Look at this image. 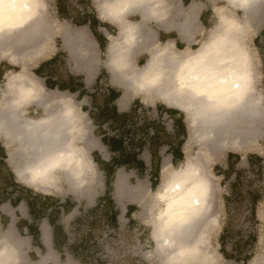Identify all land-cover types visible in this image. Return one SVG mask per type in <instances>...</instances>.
Returning a JSON list of instances; mask_svg holds the SVG:
<instances>
[{
    "label": "bare ground",
    "instance_id": "bare-ground-1",
    "mask_svg": "<svg viewBox=\"0 0 264 264\" xmlns=\"http://www.w3.org/2000/svg\"><path fill=\"white\" fill-rule=\"evenodd\" d=\"M100 1L103 16L121 26L107 59L113 79L127 87L121 100L134 93L157 96L187 113L191 125L187 143L199 147L179 168L171 169L169 161L164 164V183L157 192L156 252L162 264H213L208 236L218 212L209 163L218 151L245 150L264 136V96L257 89L256 62L245 39L246 28L264 13V0H228L244 17L219 8L218 25L209 40L195 50L180 51L172 41L156 44L154 31L146 26V21L162 25L171 21L174 9L168 0ZM48 8L49 0H0V60L24 65L42 58L57 32L76 63L92 65L94 49L85 29L60 28ZM131 12L142 20L130 21ZM185 19L192 23L196 13L188 12ZM144 50L150 52L148 61L134 65L133 55ZM5 86L8 101L0 106V135L10 134L18 142L21 180L49 190L62 173L80 190L93 167L88 154L70 138L76 128L71 107L47 104L45 116L29 118L24 105L49 102L55 93L45 91L24 71L10 74ZM119 184L124 186L121 177ZM12 248L13 242L0 240V264L13 263Z\"/></svg>",
    "mask_w": 264,
    "mask_h": 264
},
{
    "label": "crops",
    "instance_id": "crops-1",
    "mask_svg": "<svg viewBox=\"0 0 264 264\" xmlns=\"http://www.w3.org/2000/svg\"><path fill=\"white\" fill-rule=\"evenodd\" d=\"M224 1L226 0H168V4L174 9L171 21L165 25L146 21V26L154 31L156 44L164 45L172 41L173 48L178 51L195 50L197 48L194 47L217 27L218 10L223 7ZM101 2L57 0L59 19L71 22L74 28L85 29L94 49L92 65H87L84 70L63 66L62 55L59 52H55L48 59L37 58V64L30 68L27 74L37 80L45 91L55 93L57 97L41 104L27 103L23 109L27 117L36 119L47 114V104L70 106L76 120V128L72 130L70 138L78 150L87 153L92 159L91 166L95 164L104 174L108 191L106 190L105 196L98 200L97 212L96 209L91 210L93 217L89 218V215L85 214L69 222L72 215L81 211L82 206L78 200L73 194L59 196L45 193L30 186L28 181L21 180L17 174L18 170L15 169L17 157L12 150L14 143L18 145V142L11 139L10 134L7 138L3 134L0 135V240L13 242L12 264H101L89 255V242L93 234L105 229L106 226L117 227L122 216L127 218L130 224H137L135 215L139 211L138 206L128 205L123 212L114 196V188L111 189L119 170L135 171L139 178H144L148 164L143 154L147 150L153 175L150 177L151 188L156 189L160 183L162 164L169 161V166L179 168L187 158L184 146L189 137V126L180 109L162 102L154 108L157 120L144 117L143 122L138 124V113L143 108L141 100L132 99V96L129 100H121L126 90L121 88L123 84L113 79L107 63L109 46L113 38L119 37L121 26L110 16H103ZM190 11L196 13V19L192 23L185 19ZM262 15L260 27L256 28L257 32L254 34V41H259L264 36V13ZM127 17L134 22L142 20L135 12L129 13ZM185 26L187 29H184ZM61 37L64 45L61 51H70L62 34ZM149 53L145 50L135 52L133 64L143 66L148 61ZM18 66L19 64H13L7 58L0 60V89L3 86L6 89L7 75L24 71L15 68ZM136 104L138 111L134 113L133 108ZM75 106H78L82 114H87L93 129L91 136L97 137L99 142L89 140L91 136L87 133L86 122L77 113ZM148 120L156 121L155 125H149L156 131L153 142L155 144L151 148L146 142L140 145L137 142L132 144L133 151L145 163L144 169L143 166L137 165L128 169L126 165L114 163V158L120 157L121 152H127L128 148L125 143L123 147H118L117 151L112 149L111 136L117 132L125 136L132 135L138 140L139 138L148 140L149 128L142 126ZM166 120L171 122V129L164 126ZM152 133L154 132L151 130L150 135ZM81 141L84 142L83 146L80 145ZM92 148L94 149L89 153ZM102 152L111 154V158L106 160ZM242 160L243 157L237 164ZM247 162L250 169L248 159ZM236 168L238 170L237 165ZM91 173L93 174L92 171ZM91 181L92 175L80 190L75 183L67 182L73 191L79 193L86 190ZM59 185L60 179L57 187ZM125 185L124 183L123 187ZM72 233L75 235L74 240L71 238ZM152 239L156 244V240L153 237ZM228 246L231 247L228 244L227 249ZM213 264H216V260Z\"/></svg>",
    "mask_w": 264,
    "mask_h": 264
},
{
    "label": "rangeland",
    "instance_id": "rangeland-1",
    "mask_svg": "<svg viewBox=\"0 0 264 264\" xmlns=\"http://www.w3.org/2000/svg\"><path fill=\"white\" fill-rule=\"evenodd\" d=\"M222 9L225 11L227 10L226 12L228 13L235 14V16L237 17L238 15L240 18L244 17L243 13L233 7L228 2V0L223 2ZM48 11L57 21V25L60 24V28H65L67 26L74 28L71 22L59 19L57 0H49ZM262 18L263 15L256 18L253 22L250 23V28H246L245 39L256 62V67L259 75L257 80V89L264 96V36L263 38L261 37L259 41H254V34H256L257 32L256 28L260 27ZM211 34L212 33L208 34L207 38L196 45L194 48H198L201 44L208 41ZM48 45L49 48L47 54L40 59H48L52 57L55 52H59V54L62 55L61 64L63 66H68L74 70H84V68L87 66V64L84 62L76 63L75 57L70 51H61V49L64 48V45L60 33L56 32L54 35H52L50 40L48 41ZM36 59L37 58H33L31 62L27 61V63H25L24 65L23 63H19V66L15 68L27 72L30 68H33L35 64H37ZM8 76L9 75H7L6 79L8 78ZM121 88L123 90L127 89V87L124 85H121ZM4 89V86L0 89V106L8 101V96L7 94H5ZM132 99L141 100V102L143 103V108H141L138 113V124H141L143 122V120L145 119L144 117L150 118L151 120H157L158 116L155 115L154 108L156 105L162 104V102H164L161 98L157 96L152 97L141 93H134L132 95ZM75 110L77 111V113H79L80 117L85 120L87 133L91 136L93 129L92 125L89 122L87 114H82L78 106H75ZM180 112L184 114L187 120L190 137V119L187 113L181 110ZM164 124L163 125L168 129H171V122H169V120L164 121ZM135 139L138 140L137 137H135ZM89 140L99 142V139L93 136L89 137ZM187 142L184 146L186 157L189 154H196L199 152V147L195 143L188 145ZM80 145L83 146L84 142L81 141ZM18 148L19 146L14 143V145L12 146V150L14 152V155L17 157L15 161L16 171L19 169L17 166L20 165L18 163L21 159L19 156H17L19 153ZM93 149L94 148L90 149L89 153H91ZM102 153L106 160H109L111 158V154H108L106 152ZM230 153L239 154L243 157L242 162L237 164L238 170L242 171L240 184L243 188V193L246 194V196H249L250 193H248L247 190H260L263 192V199L257 206L255 219L251 217V210L250 207L247 206V203L234 204V206L231 207L230 211L225 204V197L228 194H231L230 183L235 180V176L230 180L223 181V177L216 176L215 173L217 172V170L214 169V166L218 164L219 166H224L225 168H227L226 160L228 154ZM250 154H260V156L264 158V136L259 137L256 144H252L245 150L227 149L218 151L215 153V157H213V159H211L212 161H210L209 163L210 172H212L211 174L214 177V181L216 180L215 194L217 197L215 200V206L216 211L218 212V217L217 222L209 231L208 245L212 247L209 251L212 255L215 256L216 264H239L241 262H238V257L241 256L242 258V256H244L247 251L249 253H252L253 255L248 264H264V176L259 178L255 174V171L249 169L247 156ZM143 158H145L148 164L144 174V178H139L138 174L135 171H125L124 169H121L117 174L113 186H111V189L112 187L114 188V196L118 202V205L120 206V209L123 212L126 210V206L128 205L134 206L135 204L138 206L139 211L135 215V222H137V224H130L128 219L122 216L119 221L120 224L117 227H114L113 225L111 227L106 226L105 229L100 230L99 232H95L90 239V247L88 250L90 253L89 255L93 257L96 262L98 261L101 264H158L157 262H160V264H162L160 255L156 252L157 243H154L152 237L155 239V222L156 220H158L156 214H158L159 212V206L157 205V192L163 186L162 183H164V163L162 164L160 172L159 186L156 189H152L150 181L152 168L150 166V157L147 150L143 154ZM164 160H166V155ZM92 165L93 175L90 186L86 190L79 193L71 189L62 173L59 174L61 185H59L58 187L54 186L49 190L43 189L33 184L31 185V183L28 184H30V186H33L34 188L37 187V190H41L48 194L59 196L73 194V196L78 200V203L81 204L82 207L80 212H76L74 215H72L69 222L74 220L78 216H85V214L89 215V218H91L93 217L91 210L96 209L97 212L99 207L98 200L105 196L106 190L108 191L104 174L97 168L95 164ZM170 168L172 169L174 167L171 166ZM17 174L19 173L17 172ZM120 177L124 180V183L126 184L125 187L119 184ZM151 199L153 201H151ZM147 201L149 204L147 203ZM161 205H163V203H161ZM146 207L148 208V210ZM228 212L234 213V217L232 219L233 231L230 235V239L233 238L235 241L240 243V245H243L245 243H247L248 245L247 247L238 248L235 250H232L231 247L228 246V252L235 254L237 258L226 260L224 259L225 257L221 256L219 253V236L221 235L224 226L230 221L231 217ZM74 236L75 235L72 233V240H74ZM254 236L256 237V240L255 243L252 244L249 241Z\"/></svg>",
    "mask_w": 264,
    "mask_h": 264
},
{
    "label": "trees",
    "instance_id": "trees-1",
    "mask_svg": "<svg viewBox=\"0 0 264 264\" xmlns=\"http://www.w3.org/2000/svg\"><path fill=\"white\" fill-rule=\"evenodd\" d=\"M137 106L138 105L136 104L133 108L134 113L138 111ZM150 124L155 125L156 121L150 122L148 120L142 124L143 128H147V127L149 128L148 140L141 139V138H139V140H136L135 137L132 135L125 136V135H122L121 133L118 134L117 132H115V134L111 136L110 140L112 142V149H115V151H117L118 147H123L125 143L128 148L127 152L126 151L121 152L120 157L114 158V163L126 165L128 169L134 167L135 165L139 167L143 166L142 168L144 169L145 163L141 159H139L138 155L133 151L132 144L134 142H137V144L140 145L142 142H146L149 148L153 147V145L155 144V143L153 144V142L155 141L154 138L156 136V131L149 126ZM151 130L152 132H154L152 133V135H150ZM241 157L242 156H240L239 154L230 153L228 154V157L226 160L227 168H224V166L215 165L214 169L217 170L216 175L223 176V181L230 180L232 177L235 176V180L232 183H230L231 194H228L225 197V204L227 208L229 209V211L231 210V207L234 206V204H239V203L246 204L247 203V206H249L251 210V217L255 219L257 206L263 199V192L260 190H254V191L247 190V192L250 193L249 196H246V194L243 193V188L241 187V184H240L242 171L237 170L236 168V165L241 160ZM247 157L250 162V170L255 171L256 172L255 174L259 178L263 177L264 176V172H263L264 158H262L260 155H257V154H250ZM228 213L230 214V217H231L230 221L228 222V224L224 226L223 231L221 235L219 236V240L221 243L220 252L224 255L225 258L234 259L237 257L235 254L228 252V249L226 248L227 245L230 244L232 247L231 249L235 250L238 248L247 247L248 244L245 243L243 245H240V243L235 241L233 238L230 239V235L233 231L232 219L234 217V213H231V212H228ZM255 240H256V237L254 236L253 238H251L250 241L249 240L248 241L253 244L255 243ZM252 256H253L252 253H249L247 251L246 254L242 256V258L240 256L238 257L239 260L238 259L237 260L238 262H241V264H248Z\"/></svg>",
    "mask_w": 264,
    "mask_h": 264
},
{
    "label": "snow or ice",
    "instance_id": "snow-or-ice-1",
    "mask_svg": "<svg viewBox=\"0 0 264 264\" xmlns=\"http://www.w3.org/2000/svg\"><path fill=\"white\" fill-rule=\"evenodd\" d=\"M237 87H239V85H237Z\"/></svg>",
    "mask_w": 264,
    "mask_h": 264
}]
</instances>
